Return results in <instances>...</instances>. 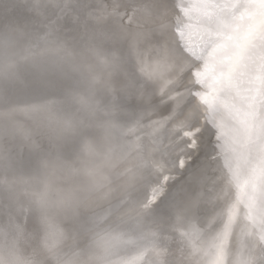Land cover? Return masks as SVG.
Segmentation results:
<instances>
[{
	"label": "snow or ice",
	"instance_id": "6c2138e0",
	"mask_svg": "<svg viewBox=\"0 0 264 264\" xmlns=\"http://www.w3.org/2000/svg\"><path fill=\"white\" fill-rule=\"evenodd\" d=\"M9 2L0 30L30 39L0 89L12 141L0 148V264H264V0ZM68 36L119 45L103 108L122 112L130 126L113 130L140 144L115 189L73 203L65 251L47 182L25 201L16 177L60 166L43 143L53 121L61 139L80 128L53 111L82 102L64 71L77 70ZM25 74L31 87L18 86ZM17 112L47 119L9 126Z\"/></svg>",
	"mask_w": 264,
	"mask_h": 264
},
{
	"label": "water",
	"instance_id": "95a60500",
	"mask_svg": "<svg viewBox=\"0 0 264 264\" xmlns=\"http://www.w3.org/2000/svg\"><path fill=\"white\" fill-rule=\"evenodd\" d=\"M11 8L9 0H0V16ZM29 37L22 33L8 35L0 30V89L5 84V72L9 65L20 67L19 56L29 43ZM71 55L69 59L77 69L65 65L64 71L79 82L77 93L82 98L80 103H69L54 106L53 111L58 117L71 116L80 128L76 133L69 134L61 139L56 135L58 125L55 121L50 129H45L43 143L55 157L60 154L61 164L51 173L33 174L28 172L17 173V194L22 200H30L39 192L41 182H47L49 195L54 201L49 213L50 221L54 226L64 229L66 238L60 242L58 248L67 250L73 243L67 235L66 224L72 211L73 203L79 197H87L94 201L109 188L115 189L124 178V173L132 167L139 150L140 141L136 133H128L121 137L112 125L129 127L123 119L122 112L109 113L103 108L108 99L107 85L116 80L118 69L110 68L106 61L115 58L123 59L118 44L105 40L103 37L88 39H73L71 36L63 40ZM47 60L49 57L45 56ZM19 87H31V76L25 74L24 82ZM99 101V103H96ZM47 115L35 116L24 112L14 113L10 121L22 128L34 126L38 120H46ZM6 122L0 120V133ZM12 143L9 137L0 134V148H6ZM73 144H77L74 151H68ZM118 195V192H113ZM221 227L219 221L214 222L212 230ZM5 246V239L0 236V250ZM42 264H47L45 257H37Z\"/></svg>",
	"mask_w": 264,
	"mask_h": 264
},
{
	"label": "rangeland",
	"instance_id": "374dc122",
	"mask_svg": "<svg viewBox=\"0 0 264 264\" xmlns=\"http://www.w3.org/2000/svg\"><path fill=\"white\" fill-rule=\"evenodd\" d=\"M19 197H20V196H19ZM20 199H23V198L20 197Z\"/></svg>",
	"mask_w": 264,
	"mask_h": 264
}]
</instances>
